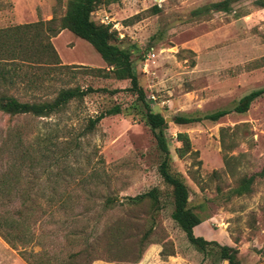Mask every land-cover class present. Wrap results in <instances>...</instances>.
Listing matches in <instances>:
<instances>
[{
  "label": "rangeland",
  "instance_id": "374dc122",
  "mask_svg": "<svg viewBox=\"0 0 264 264\" xmlns=\"http://www.w3.org/2000/svg\"><path fill=\"white\" fill-rule=\"evenodd\" d=\"M66 1L0 0V29L51 18L57 25ZM219 1L119 0L97 4L90 18L115 31L151 111L167 119L170 168L208 231L204 239L236 249L240 264H264V94L245 113L232 112L240 97L264 87V8L258 0L231 1L226 12L209 8ZM49 41L59 63L72 67L19 63L0 79V94L40 103L75 86L119 90L72 99L47 117L0 113V213L26 221L34 237L28 249L60 256L86 240L95 255L86 264H227L217 247L190 245L170 219V188L156 171L161 158L142 105L123 90L128 82L91 72L102 73L104 63L68 31ZM114 105L119 114L85 131L88 119ZM219 110L228 113L214 122L173 123ZM177 133L189 141L181 157ZM250 175V193L231 194ZM152 189L154 205L129 200ZM27 201L36 207L19 218ZM0 264H25L1 238Z\"/></svg>",
  "mask_w": 264,
  "mask_h": 264
},
{
  "label": "trees",
  "instance_id": "16d2710c",
  "mask_svg": "<svg viewBox=\"0 0 264 264\" xmlns=\"http://www.w3.org/2000/svg\"><path fill=\"white\" fill-rule=\"evenodd\" d=\"M117 1L119 0H67L64 14L57 21V25H55V20L51 18L47 21H37L0 29V79H5L6 75L14 73L15 67H18L19 63L36 65L48 68V70L51 68L60 70L72 67L59 63L57 54L49 41L51 37L61 30H66L74 37L89 44L98 54L106 68L102 73L101 69H90V71L102 77H111L116 81H127L128 87L123 90L132 94L135 100L143 107V123L148 128L161 158L156 171L162 183L170 188V219L183 233L186 241L199 251H203L206 246L212 245L217 247L219 257L222 260H226L227 264H240L235 256L237 254L236 249L193 235L192 228L198 225L201 220L187 207V188L180 174L172 172L170 168V155L163 133L164 119L160 114L151 111L149 103L138 85L137 75L129 58V53L115 43L117 41L115 31L110 30L108 25L95 23L90 18V13L97 4H110ZM231 1L234 0L215 2L210 4L209 8L226 12ZM257 6L264 8V2L258 0ZM7 66H10V68L8 69ZM118 90L92 89L91 87L82 89L75 86L59 89L51 101L40 103L19 102L13 97L0 94V113L7 116L30 115L33 117H47L51 113L59 111L72 99L79 100L88 94L98 92L114 94ZM263 94L264 87L248 92L237 100L232 112L236 114L245 113L249 105ZM120 111V107L114 105L95 115L93 118L88 119L85 131H91L102 118L119 114ZM227 113L228 111L219 110L202 118L180 115L173 118V123L178 125L191 124L199 122L201 119L214 122ZM176 140L180 142V147L176 148L175 151L178 157H181L189 150V141L185 133H177ZM258 174H261V172ZM253 178L254 175L242 176L238 180L236 187L231 189V194L234 196L249 194ZM144 199H147L151 205L156 204L158 200L156 190L152 189L129 198L135 203L142 202ZM110 203L111 201L107 200L104 206L106 207ZM34 207L36 205L31 201H27L26 204L23 203L21 209L17 211L18 217L22 216L23 210L31 211ZM25 222L24 220L10 219L0 213V238L11 249L17 250V255L25 264H86L95 258L94 253H92L93 250L90 249L86 240L83 241V248L68 252L65 255H51L43 248L37 252H32L28 247L34 242L32 241L34 237L28 225H24ZM76 241L73 242L76 243ZM71 242L68 240L66 244L71 245ZM260 253L264 254V245Z\"/></svg>",
  "mask_w": 264,
  "mask_h": 264
},
{
  "label": "crops",
  "instance_id": "0c3cea01",
  "mask_svg": "<svg viewBox=\"0 0 264 264\" xmlns=\"http://www.w3.org/2000/svg\"><path fill=\"white\" fill-rule=\"evenodd\" d=\"M203 224H198V225H196V226H194L193 228H192V233H193V235L194 236H198V237H201V238H206V236H208L207 234V230H206V228H204L203 226H202Z\"/></svg>",
  "mask_w": 264,
  "mask_h": 264
},
{
  "label": "water",
  "instance_id": "95a60500",
  "mask_svg": "<svg viewBox=\"0 0 264 264\" xmlns=\"http://www.w3.org/2000/svg\"><path fill=\"white\" fill-rule=\"evenodd\" d=\"M165 121H167V119H166V118L164 119V122H165Z\"/></svg>",
  "mask_w": 264,
  "mask_h": 264
}]
</instances>
